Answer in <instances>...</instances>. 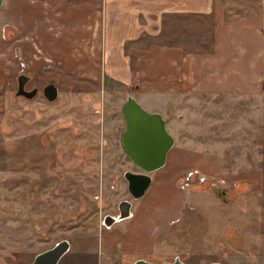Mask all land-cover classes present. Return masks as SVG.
Segmentation results:
<instances>
[{
	"label": "rangeland",
	"instance_id": "374dc122",
	"mask_svg": "<svg viewBox=\"0 0 264 264\" xmlns=\"http://www.w3.org/2000/svg\"><path fill=\"white\" fill-rule=\"evenodd\" d=\"M56 1L28 3L18 10L22 18L9 13L8 0L0 9V264H29L62 239L71 248L59 264H134L141 257L156 263L180 257L199 264H264V90L143 96L108 76L105 39L101 55L98 41L84 40L83 25L74 37L72 4ZM21 58L31 84L59 85L57 101L49 103L41 93L32 100L15 96ZM130 94L169 117L176 144L207 153L206 174L225 182L229 194L217 197L196 172L181 183L180 205L168 187L169 213L181 208L175 223L155 238L154 251L138 252L139 245L129 257L106 256L107 245L125 236L126 221L108 227L105 216L117 215L123 199L132 201V210L150 202L149 193L134 199L124 177L127 170L141 171L122 144V106ZM181 163L167 161L152 177L172 176L191 160ZM168 202L160 201L154 212Z\"/></svg>",
	"mask_w": 264,
	"mask_h": 264
},
{
	"label": "crops",
	"instance_id": "0c3cea01",
	"mask_svg": "<svg viewBox=\"0 0 264 264\" xmlns=\"http://www.w3.org/2000/svg\"><path fill=\"white\" fill-rule=\"evenodd\" d=\"M6 2L4 0L3 5ZM35 2L38 0H8L7 8L9 13H15ZM56 2L61 6L72 4L71 7L68 4L71 8L68 11H71L69 19L75 21L74 37L83 25L87 34L84 40L98 41L102 45L101 55L105 39L108 74L127 86H135L143 96L154 92L179 99L264 90V0ZM188 19L194 23L188 25ZM17 20L10 19L9 23L14 24ZM203 22L210 26L208 30L202 28ZM188 147L175 143L168 153V164L189 159L191 163L175 169L177 172L172 176L160 174L153 177L152 188L146 193H149L146 203L150 202L146 207L141 205L132 210L130 217L121 220L126 221L122 224L125 236L120 240L113 239L107 245L106 256L114 253L129 257L134 246L139 245L138 252L154 251L155 238L163 235L161 232L165 227L175 223L181 208L178 206L177 211L169 213L168 187L176 190L174 198L180 205L184 196L180 191L181 183L184 184L191 171L215 180L205 172L209 167L207 153ZM167 198L168 204L154 212V207H159L160 201L166 200L167 203Z\"/></svg>",
	"mask_w": 264,
	"mask_h": 264
},
{
	"label": "water",
	"instance_id": "95a60500",
	"mask_svg": "<svg viewBox=\"0 0 264 264\" xmlns=\"http://www.w3.org/2000/svg\"><path fill=\"white\" fill-rule=\"evenodd\" d=\"M4 0H0V9ZM27 75L20 74L18 94H26L32 97L36 89L26 93L23 89ZM49 99L57 96V88L51 83L49 85ZM126 120V128L123 132L122 140L125 151L130 159L139 166L142 171L134 172L127 170L124 174L128 181V188L135 199L143 197L150 188L153 177L152 172L163 167L168 158V153L175 145V137L167 128L168 118H165L158 111H149L132 94L128 95L122 107ZM131 202L124 199L120 203V214L117 217L108 215L105 218L106 226L110 227L114 222L131 216ZM70 241L67 239L57 242L53 247L38 253L30 264H58L60 259L70 249ZM134 264H199L188 263L180 257L174 260H166L160 263L138 258ZM202 264H223L219 261Z\"/></svg>",
	"mask_w": 264,
	"mask_h": 264
},
{
	"label": "flooded vegetation",
	"instance_id": "af4514ba",
	"mask_svg": "<svg viewBox=\"0 0 264 264\" xmlns=\"http://www.w3.org/2000/svg\"><path fill=\"white\" fill-rule=\"evenodd\" d=\"M8 34V36L9 37H11V35H10V32L9 33H7ZM21 60L23 61H21L23 64H21V70L19 71V73L17 74V83H16V88H15V96L16 97H23V98H26L27 100H32V99H34L35 97H37L40 93L46 98V100L49 102V103H53V102H55V101H57L58 100V98H59V96H60V88H59V85L55 82V81H53V80H49L46 84H44L43 85V87H39L38 85H36L35 83H33V84H31V82H32V79H33V77L30 75V74H27L25 71H24V69H25V66H26V62H25V60L24 59H22L21 58ZM20 74H24V75H27L28 77H29V79L26 81V83H25V86H24V91L26 92V93H28V92H31V91H33V90H35L36 89V93L32 96V97H28L26 94H23V93H21V94H18V88H19V84H20V81H19V76H20ZM108 74V73H107ZM108 76H110L109 74H108ZM111 77V76H110ZM51 83H53L55 86H56V88H57V96L54 98V99H49V97H48V95H50V91H49V85L51 84ZM0 87H3V84L2 85H0ZM134 96V95H133ZM124 105V104H123ZM123 107V106H122ZM122 113H123V111H122ZM124 115V114H123ZM125 118V117H124ZM126 121V120H125ZM122 136H123V133H122ZM122 144H123V140H122ZM130 158V157H129ZM133 162V161H132ZM134 163V162H133ZM135 164V163H134ZM136 165V164H135ZM137 166V165H136ZM139 167V166H138ZM162 168V167H161ZM141 169V168H140ZM132 171V170H131ZM141 171H142V169H141ZM126 172V171H125ZM134 172H139V171H134ZM153 173V172H152ZM152 173H151V175H152ZM125 174V173H124ZM125 177V176H124ZM127 180V179H126ZM128 182V181H127ZM204 183H206L208 186V188L213 192V193H215V192H217V194L219 195V196H226V195H228L229 194V186L228 185H225V182H223V181H215V180H213V179H206L205 180V182ZM201 184V183H200ZM129 189V188H128ZM148 191V190H147ZM130 192V191H129ZM147 193V192H146ZM231 193H234V189H232V187H230V195H231ZM131 194V193H130ZM132 195V194H131ZM133 197V196H132ZM134 198V197H133ZM135 199V198H134ZM124 200V199H123ZM127 200H129V199H127ZM122 201V200H121ZM121 201L119 202V205H118V209H119V213L117 214V215H112V214H107L106 216H105V218L108 216V215H111V216H114V217H117V216H119V214H120V203H121ZM130 202H131V204H132V201L131 200H129ZM133 207V204L131 205V212H132V208ZM105 220V219H104ZM123 220V219H122ZM119 221H121V220H118V221H116V222H119ZM105 222V221H104ZM116 222H114V224L116 223ZM114 224H112V225H114ZM111 225V226H112ZM110 226V227H111ZM62 240H64V239H62ZM68 240V239H67ZM61 241V240H60ZM59 242V241H58ZM57 243V242H56ZM55 243V244H56ZM54 244V245H55ZM70 244H71V242H70ZM53 245V246H54ZM52 246V247H53ZM51 248V247H50ZM70 248H71V245H70ZM46 250V249H45ZM70 250V249H69ZM44 251V250H43ZM42 252V251H41ZM40 253V252H39ZM38 254V253H37ZM36 254V255H37ZM35 255V256H36ZM65 255V254H64ZM63 255V256H64ZM35 258V257H34ZM34 260V259H33ZM32 260V261H33ZM61 260V259H60ZM31 261V262H32ZM30 262V263H31ZM60 262V261H59ZM29 263V264H30ZM59 264V263H58Z\"/></svg>",
	"mask_w": 264,
	"mask_h": 264
},
{
	"label": "built area",
	"instance_id": "2783aa9c",
	"mask_svg": "<svg viewBox=\"0 0 264 264\" xmlns=\"http://www.w3.org/2000/svg\"><path fill=\"white\" fill-rule=\"evenodd\" d=\"M196 172H197V174L199 175V172H198V171H191V172L186 176L185 179H187V178L193 176ZM195 175H196V174H195ZM199 176H200V175H199ZM197 177H198V176H197ZM203 179H206V178H203Z\"/></svg>",
	"mask_w": 264,
	"mask_h": 264
},
{
	"label": "trees",
	"instance_id": "16d2710c",
	"mask_svg": "<svg viewBox=\"0 0 264 264\" xmlns=\"http://www.w3.org/2000/svg\"><path fill=\"white\" fill-rule=\"evenodd\" d=\"M207 186H208V185H207ZM215 194H216L217 197H219V198L221 197V196H219V195L217 194V192H215Z\"/></svg>",
	"mask_w": 264,
	"mask_h": 264
}]
</instances>
